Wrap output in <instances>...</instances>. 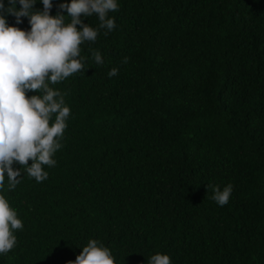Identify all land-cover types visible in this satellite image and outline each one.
<instances>
[{
	"label": "trees",
	"instance_id": "obj_1",
	"mask_svg": "<svg viewBox=\"0 0 264 264\" xmlns=\"http://www.w3.org/2000/svg\"><path fill=\"white\" fill-rule=\"evenodd\" d=\"M62 3L71 0H52L50 14L69 23ZM117 3L114 30L80 45L85 71L50 84L71 112L48 178L37 183L18 163L14 190L5 177L0 195L24 227L0 264H69L91 239L115 264L156 253L264 264V0ZM4 15L30 31L27 17ZM80 18L99 27L95 14ZM228 184L221 207L207 185Z\"/></svg>",
	"mask_w": 264,
	"mask_h": 264
},
{
	"label": "clouds",
	"instance_id": "obj_2",
	"mask_svg": "<svg viewBox=\"0 0 264 264\" xmlns=\"http://www.w3.org/2000/svg\"><path fill=\"white\" fill-rule=\"evenodd\" d=\"M43 11H33L36 0H9V6L0 2V189L4 188L5 177L8 189L14 190L20 183L21 169L12 165L18 163L26 168L29 177L41 183L48 178L44 166L54 167V154L62 147L59 142L67 127L70 108L65 105L64 96L51 85L58 84L75 73L85 71L80 59V45L94 43L99 30L105 35L116 27L110 12L118 11L117 0H71L59 8L71 17L65 23V15L50 14L52 0H41ZM4 13L22 23L21 17L29 19L30 31L9 26ZM96 15L99 27L84 24L81 15ZM80 26L79 29L77 26ZM97 65L104 63L99 51L92 53ZM127 63V58L124 59ZM118 74L117 68L108 72L109 78ZM42 95L27 96V92ZM53 115L54 122L50 123ZM32 161L29 166V161ZM212 188V199L221 207L229 202L232 185L221 190ZM24 224L18 218L8 200L0 195V254H7L16 245L13 234L22 230ZM69 264H115L110 249L98 246L96 239L89 240L87 246ZM148 264H172L167 254L156 253L148 258Z\"/></svg>",
	"mask_w": 264,
	"mask_h": 264
}]
</instances>
